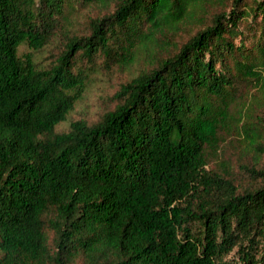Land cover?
I'll return each mask as SVG.
<instances>
[{
    "label": "trees",
    "instance_id": "obj_1",
    "mask_svg": "<svg viewBox=\"0 0 264 264\" xmlns=\"http://www.w3.org/2000/svg\"><path fill=\"white\" fill-rule=\"evenodd\" d=\"M77 3L108 12L41 64ZM141 54L113 109L57 130L90 73ZM247 85L264 96V0H0V264H264ZM223 134L258 151L243 188L209 168Z\"/></svg>",
    "mask_w": 264,
    "mask_h": 264
},
{
    "label": "rangeland",
    "instance_id": "obj_2",
    "mask_svg": "<svg viewBox=\"0 0 264 264\" xmlns=\"http://www.w3.org/2000/svg\"><path fill=\"white\" fill-rule=\"evenodd\" d=\"M106 12H108V9L97 4L78 5L77 3V9L72 14L70 23L62 24L57 29L56 34L44 49L34 53L35 59L40 61L41 64L54 61L65 47L68 38L87 31L86 22L89 17L100 16ZM188 34L189 30H184L178 38H187ZM25 50L26 48L22 46L21 51ZM101 60V58H98V63ZM145 64L146 56L141 54L137 56L135 63L129 67L103 68L95 73H90L83 98L76 103L67 121L57 126V130H67L69 123L77 119H85L90 123L96 122L105 112L113 109L117 104L114 93L120 84L135 75ZM99 66L100 64L96 68ZM236 104H240L239 107L244 106L247 115L250 116L255 125L260 129L264 141V96L259 91H256V87L247 85L246 88L242 89L241 96L237 99ZM257 152V150L246 151L231 136L223 134L220 151L212 154L209 168L219 170L223 167V163H225V166L229 168L236 180L237 185L243 188L250 183V178L244 167L254 166V163L257 161ZM259 163L264 164V153H262Z\"/></svg>",
    "mask_w": 264,
    "mask_h": 264
}]
</instances>
